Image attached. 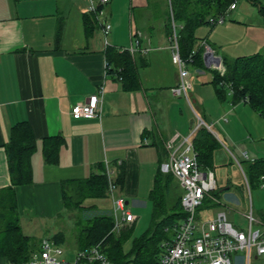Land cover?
<instances>
[{
    "label": "crops",
    "instance_id": "obj_1",
    "mask_svg": "<svg viewBox=\"0 0 264 264\" xmlns=\"http://www.w3.org/2000/svg\"><path fill=\"white\" fill-rule=\"evenodd\" d=\"M90 1L98 2L0 0V190L10 184L4 150L10 128L25 121L36 141L30 156L31 181L16 186L14 191L21 232L31 238H45L46 220L64 207L62 182L97 174L98 164L109 167L114 180L122 171L121 184L116 185L113 196L122 197L126 206L150 202L153 177L159 164L169 156L166 142L177 134L174 147L180 153L184 149L180 137L189 136L192 140L193 136V131L189 132L194 122L187 106L181 97L170 93L177 82V69L170 61L165 32L167 0H109L103 8L105 20L111 25L109 47L129 48L132 36L139 34L133 55L138 87L128 91L105 72L100 27L96 25L88 37L84 34L83 18L88 14ZM258 1L264 4V0ZM235 10L236 6L232 11ZM144 28L148 33H144ZM198 43L199 47L202 43L207 45L221 60L222 54L230 58L224 43L215 48L204 40ZM143 49L148 51L144 53ZM188 65L194 68L187 69L190 100L202 117V126L216 137L222 135L234 143L230 125L235 119L242 123L241 117L245 116L258 128L255 138L263 137L264 141L262 117L246 102L232 104L230 94L220 101L213 87L201 83V69ZM203 65L208 69L204 61ZM102 82L99 117L73 119L71 107L85 102ZM244 124L247 137L251 138L249 125ZM52 136H61L63 142L57 163L46 164L42 140ZM173 183L178 186L175 180ZM178 191H182L179 186ZM108 197L83 202H109ZM249 261L264 264V255L251 252ZM0 264L10 263L0 255Z\"/></svg>",
    "mask_w": 264,
    "mask_h": 264
},
{
    "label": "trees",
    "instance_id": "obj_2",
    "mask_svg": "<svg viewBox=\"0 0 264 264\" xmlns=\"http://www.w3.org/2000/svg\"><path fill=\"white\" fill-rule=\"evenodd\" d=\"M237 0H167V21L165 32L169 37L171 24L178 27V46L180 56L187 59L192 50L191 65L203 69V48H195L197 38L194 35L196 27L209 24V18L223 14L230 4ZM258 6L264 14V6L258 0H249ZM98 25L92 13L84 15V34L88 37ZM212 27L214 24H210ZM106 74L121 82L125 91L138 87V75L133 56L124 50L106 47L104 50ZM224 73L209 69L213 78L211 85L216 97L223 101L226 89L230 93L232 104L246 102L264 120V55L254 53L240 56L232 60L222 59ZM192 138V146L197 161L202 170H211L213 154L218 146L217 140L204 126H199ZM63 142L61 136L45 137L42 140V157L46 164H56L58 151ZM36 141L29 124L18 122L10 128L9 138L4 145L7 171L10 184L0 190V255L10 264H20L39 248V242L21 232L16 210L15 187L29 184L31 181L30 156L34 152ZM160 165V164H159ZM100 171L85 179L62 182V198L65 207L83 208L82 203L88 198H105L108 184L103 164L97 165ZM121 170V169H120ZM212 171V170H211ZM244 176L250 189L264 183V157L245 161ZM263 177V180L260 178ZM122 171L116 174L114 183L121 184ZM174 178L169 173H162L157 168L153 177L148 200L151 203L150 227L146 233L132 240L129 251H124L123 245L128 239L130 228L119 234L111 232L113 222L109 215L97 214L87 219L81 227L77 238L79 250L99 244L102 252L113 264H157L163 252L162 244L172 235V229L185 218V212L180 205L182 191L174 185ZM217 197V189L212 193ZM207 202H212L206 199ZM55 244L62 240V235L53 237Z\"/></svg>",
    "mask_w": 264,
    "mask_h": 264
},
{
    "label": "built area",
    "instance_id": "obj_3",
    "mask_svg": "<svg viewBox=\"0 0 264 264\" xmlns=\"http://www.w3.org/2000/svg\"><path fill=\"white\" fill-rule=\"evenodd\" d=\"M109 0H98L97 3L90 1L88 13L94 14L98 26L104 38L105 48L109 46L107 36L110 33L111 25L105 20L103 8ZM235 3L229 5L227 10L215 17L209 18V24H220L224 16L235 8ZM172 32L169 36L170 61L177 69V82L170 88V93L175 97L188 98V71L187 66L191 63V57L195 50L190 52L187 59L180 56L178 46V27L174 22L171 24ZM138 33L132 36L133 44L129 48H117L119 52L127 50L132 56L138 48ZM203 53L209 52L212 57L208 63V69L216 70L220 75L224 73L222 60L204 43L201 44ZM148 49H143L146 53ZM219 58V61H216ZM106 72V62L104 64ZM104 93L103 82L97 86L94 94L88 96L85 102L71 107L70 114L73 119L97 118L101 112L102 97ZM230 94V93H229ZM202 123V122H201ZM199 124L197 125V127ZM178 135L166 142L165 146L170 150L166 162L160 163L159 169L162 173H169L182 190L180 205L185 212V218L172 229L170 239L162 244L163 252L158 258L157 264H231L230 255L237 252H244L246 261L249 260L251 252L256 256L264 255V217H256L249 210L245 215L247 220L246 230L233 228L227 220L225 213L217 212L211 218L201 220L197 215V208L201 206L205 198L216 201L212 193L217 189L214 174L211 170H202L198 164L196 153L192 142L188 137H180L184 145L183 151L177 153L174 141ZM245 160L249 159L246 152L242 153ZM239 165L238 161L236 160ZM108 189L107 193L112 202L111 232L118 233L120 229L129 226L135 217L126 209L122 197H114L113 191L116 188L112 172L109 167L104 170ZM263 180V177L260 178ZM246 189L248 183L244 176ZM260 187H264L262 182ZM119 212L120 218L117 213ZM260 227V228H259ZM61 249L48 239H41L39 248L33 252L27 260L20 264H113L102 252L99 244L87 249L77 250L72 262L59 259ZM127 264H133L128 262Z\"/></svg>",
    "mask_w": 264,
    "mask_h": 264
},
{
    "label": "rangeland",
    "instance_id": "obj_4",
    "mask_svg": "<svg viewBox=\"0 0 264 264\" xmlns=\"http://www.w3.org/2000/svg\"><path fill=\"white\" fill-rule=\"evenodd\" d=\"M235 5V11H229L225 14L223 24H216L212 27L210 24L204 23L196 27L194 31V35L197 38L195 48L199 47L198 42L202 40L206 41L213 48L218 47V43H224L227 46V52L230 57L228 58V56L226 57L222 54L225 60L249 56L258 52L264 55V16L259 13L258 6L252 4L249 0H237ZM223 26H227L228 28L223 29ZM143 30L144 33H148L146 28ZM187 69L193 71L194 68L188 65ZM200 71L199 77L202 79L201 83L209 85L212 89V85L209 83L213 76L212 72L205 68ZM225 91L226 96L229 97V91L227 89ZM190 93L189 89L188 101L184 97L179 99L187 106L186 108L189 110L188 112L194 122L192 130L189 132L193 131L191 133L193 138L195 130L203 124L200 122L202 117L194 111L195 108L190 100ZM187 116L186 112H184V119ZM241 121L242 123L235 119L232 121V124L230 123V137L235 138L236 142L234 143L230 142L231 140H226L222 135L216 137L210 132L218 142V146L213 154V166L211 168L216 181L217 197L215 202H207V198H205L201 206L197 208V215L201 220H204L211 218L217 211H223L226 213L233 228L244 231L247 228V220L244 215L250 209L254 216L264 217V187L253 185L249 190L246 189L243 171L245 161L249 160H245L241 152H246L249 159L264 157V141H262L263 137L255 138L257 135L255 131H258V128H256L254 122L245 116L241 117ZM244 123H248L249 125V130L252 133L251 138L247 137V133L245 132L247 128ZM198 124L199 126L197 127ZM97 199L101 200L104 198ZM110 201L83 202V206L89 207V210L64 206L60 211L56 212L54 218L46 220V227L48 229L45 231L46 233H43L45 239L55 244L53 234L60 233L62 235V240L58 244H55L62 252L58 256L59 259L68 262L74 260L75 253L79 249L77 238L81 227L86 225L88 218L97 214L112 217L113 209L112 202ZM125 207L126 209H130L131 214L135 217V222L132 226H126L115 234L117 235L121 231L130 228L128 239L123 245L124 251H129L132 240L142 236L150 227L151 203L140 202L136 206L129 204ZM117 216L120 218L119 212ZM32 240L36 242L40 241L39 238H32ZM229 257L231 264H250V261L246 262V259L239 261L240 258L243 259L245 257L244 252L231 254Z\"/></svg>",
    "mask_w": 264,
    "mask_h": 264
},
{
    "label": "water",
    "instance_id": "obj_5",
    "mask_svg": "<svg viewBox=\"0 0 264 264\" xmlns=\"http://www.w3.org/2000/svg\"><path fill=\"white\" fill-rule=\"evenodd\" d=\"M211 57H212V54L209 53V52H206V53H204L202 55L203 61L206 64V66H208V63H209ZM216 61L218 62L219 61V58H216ZM125 204H126V202H125Z\"/></svg>",
    "mask_w": 264,
    "mask_h": 264
}]
</instances>
